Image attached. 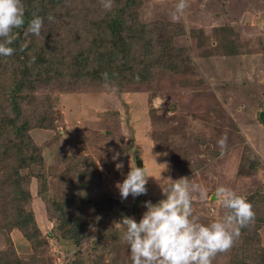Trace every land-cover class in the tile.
Segmentation results:
<instances>
[{"label": "rangeland", "instance_id": "1", "mask_svg": "<svg viewBox=\"0 0 264 264\" xmlns=\"http://www.w3.org/2000/svg\"><path fill=\"white\" fill-rule=\"evenodd\" d=\"M80 2L59 0L56 7L73 15V5V22ZM135 11L162 31L154 44L166 41L168 49L171 41L181 49L175 70L155 66L149 80L130 77L124 84L41 77L18 97L0 87L1 114L46 117V127L31 136L46 158L48 184L44 190L30 180L46 241L36 250L0 214V251L11 264H232L242 240V221L228 217L233 200H250L247 209L264 218V0H140ZM229 37L236 55L226 54ZM11 97L18 111H11ZM77 159L94 165L66 172ZM47 200L59 210L65 204L71 221L80 215L88 223L80 245L57 230ZM259 235L264 247V226Z\"/></svg>", "mask_w": 264, "mask_h": 264}, {"label": "trees", "instance_id": "2", "mask_svg": "<svg viewBox=\"0 0 264 264\" xmlns=\"http://www.w3.org/2000/svg\"><path fill=\"white\" fill-rule=\"evenodd\" d=\"M58 2L0 0V87L3 92L7 91V96H20L27 88L35 87V82L40 81L41 77L47 78L49 83L57 80L65 84L66 79L74 78L111 83L119 80L117 83L124 84L132 79L130 77L149 80L154 76L155 66L162 68L159 65H163L171 70L177 67L174 55H179L177 51L181 49H177L171 41L168 49L164 43L166 41L160 40L159 44H154L155 35L162 31L158 27L149 28L139 21L135 8L140 5V0H81L79 18L73 19V22L70 19L76 13L74 8L71 9L73 5L70 6L74 12L72 15V12L56 7ZM57 27L73 32L58 37L52 31ZM175 35L172 34V37ZM65 38L68 39L67 46L61 43ZM223 45L230 52L226 54L236 55L239 51L233 38L229 37ZM73 47L75 53L67 50ZM59 51L66 54L62 55L66 59L60 61L57 58ZM186 57L188 70H194L196 66L193 60ZM63 67L71 68L75 74L61 72ZM15 97L10 98L13 112L18 111L20 106ZM20 114L10 116L0 113V214L6 215L9 228L19 229L37 250L46 239L33 209L30 180L36 177L38 185L44 190L48 180L43 171L46 158L42 147L31 136V131L38 127L45 128L46 117L30 120ZM263 117L264 113H261L259 121L264 125ZM250 150L260 163L261 157L254 149ZM77 163L74 168H67L66 172H78L89 166L85 159H77ZM93 165L92 161L90 166ZM249 199L253 204L259 203L255 196ZM61 201L72 203L70 197H62ZM248 205H252L250 200L236 198L228 210L229 219L242 221L240 252L234 256L232 264H264V247L257 240L259 230L264 226V218L259 214L260 210L255 211L251 207L248 210ZM46 207L49 217L60 222L57 230L63 231V237L73 238L80 245L89 232L88 223L80 215L74 216L75 219L71 221L64 214L65 204L59 210V206L47 200ZM73 209L71 205L69 215ZM69 221L75 222L73 228L69 226ZM0 254L1 258L4 257L0 264H11L6 252L0 251ZM39 254L37 251L32 259L36 261L35 257Z\"/></svg>", "mask_w": 264, "mask_h": 264}, {"label": "water", "instance_id": "3", "mask_svg": "<svg viewBox=\"0 0 264 264\" xmlns=\"http://www.w3.org/2000/svg\"><path fill=\"white\" fill-rule=\"evenodd\" d=\"M136 164H137V167H140L143 165V161L139 158L136 159Z\"/></svg>", "mask_w": 264, "mask_h": 264}]
</instances>
